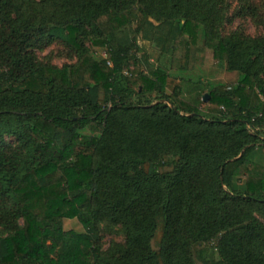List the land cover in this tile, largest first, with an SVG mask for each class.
Masks as SVG:
<instances>
[{
	"label": "trees",
	"instance_id": "obj_1",
	"mask_svg": "<svg viewBox=\"0 0 264 264\" xmlns=\"http://www.w3.org/2000/svg\"><path fill=\"white\" fill-rule=\"evenodd\" d=\"M226 9L0 0V264H264V37L224 34ZM201 27L239 74L205 109L168 89ZM55 43L75 62L38 57Z\"/></svg>",
	"mask_w": 264,
	"mask_h": 264
},
{
	"label": "rangeland",
	"instance_id": "obj_2",
	"mask_svg": "<svg viewBox=\"0 0 264 264\" xmlns=\"http://www.w3.org/2000/svg\"><path fill=\"white\" fill-rule=\"evenodd\" d=\"M243 0H223L226 6V16L228 22L223 27L222 31L227 34L230 31H239L243 35L248 37H264V0H251L250 8L247 6L244 15H239L238 11L242 6ZM139 44H142V40H139ZM216 45V42L212 40L201 27L198 46L204 48L201 53L196 54V60L193 70L190 72L182 73V81L169 79L168 89L180 84L183 91V98L193 104H197L200 109H205L207 100L203 101V96L207 94L206 90L208 86L215 83H235L239 74L237 72H229L226 69L224 62H219L213 58L212 52ZM144 46L150 51L155 50L152 45L145 42ZM71 52L69 49L59 45L53 44L49 47H45L41 50H37V55L40 59L49 60L52 64L61 66L65 63H74L75 58L70 57ZM96 57L104 56L103 52L95 53ZM152 62L156 60L151 58ZM164 61V60H163ZM197 92L199 94H197ZM8 142H11L10 138L5 137ZM96 138L92 136L84 137L79 135L77 142L81 145L91 146L95 143ZM264 158V152L262 154ZM63 227L65 230L82 231V225L77 219H66L63 221ZM123 240L122 235L113 230L110 233H102V242L104 247H107L111 242H121Z\"/></svg>",
	"mask_w": 264,
	"mask_h": 264
},
{
	"label": "crops",
	"instance_id": "obj_3",
	"mask_svg": "<svg viewBox=\"0 0 264 264\" xmlns=\"http://www.w3.org/2000/svg\"><path fill=\"white\" fill-rule=\"evenodd\" d=\"M172 79V78H171ZM173 80V79H172ZM179 83H180V81H179ZM179 85V87H180V92H181V95H183L182 93H183V91H182V89H181V86H180V84H178ZM197 94H199L198 92H197ZM261 158V157H260ZM262 159V158H261ZM264 162V161H263ZM262 162V163H263Z\"/></svg>",
	"mask_w": 264,
	"mask_h": 264
},
{
	"label": "water",
	"instance_id": "obj_4",
	"mask_svg": "<svg viewBox=\"0 0 264 264\" xmlns=\"http://www.w3.org/2000/svg\"><path fill=\"white\" fill-rule=\"evenodd\" d=\"M207 98H208V94H205V95L203 96V101H204V100H207Z\"/></svg>",
	"mask_w": 264,
	"mask_h": 264
}]
</instances>
